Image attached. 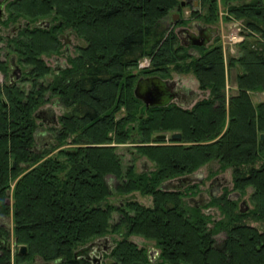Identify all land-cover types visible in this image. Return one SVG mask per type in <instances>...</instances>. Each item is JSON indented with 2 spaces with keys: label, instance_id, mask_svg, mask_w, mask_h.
<instances>
[{
  "label": "trees",
  "instance_id": "16d2710c",
  "mask_svg": "<svg viewBox=\"0 0 264 264\" xmlns=\"http://www.w3.org/2000/svg\"><path fill=\"white\" fill-rule=\"evenodd\" d=\"M185 1L197 8L189 20L180 17L167 28L162 21L174 11L180 16L183 0H10L5 5L0 25L28 26L10 38L0 35V58L7 53L6 61L14 57L26 69L13 84H0V217L12 220L11 231L0 226V264L36 259L88 264L74 260V251L115 235L120 239L110 237L109 264H264V231L245 224L264 223V100L251 99V93L264 94V0L229 6L235 0H223L226 18L241 20L247 31L237 57L228 62L236 70L237 88L228 98L221 47H185L174 32L190 20L215 23L217 0ZM44 21L48 27L37 26ZM65 29L85 45L75 56L65 55L66 66L55 71L43 57L65 53L60 39ZM190 48L198 50L197 58ZM143 58L150 68L134 74ZM6 61L0 60V72L7 78ZM170 71L191 73L208 96L189 109L175 103L145 108L133 95L138 78L166 79ZM51 99L65 112L53 129L55 145L37 151L35 114ZM166 133H180L181 140L154 138ZM129 143L153 164L152 171L124 166L116 149ZM214 162L218 168L209 175L231 170L232 189L203 206L185 202L197 194V185L160 188ZM108 176L116 179L114 188ZM247 189L250 208L240 213L238 198ZM133 193L151 197V206L110 203L112 196ZM209 207L221 219L203 213ZM219 234L225 237L217 245ZM132 236L154 242L158 261L130 241ZM11 237L26 247L25 255L12 258Z\"/></svg>",
  "mask_w": 264,
  "mask_h": 264
},
{
  "label": "rangeland",
  "instance_id": "374dc122",
  "mask_svg": "<svg viewBox=\"0 0 264 264\" xmlns=\"http://www.w3.org/2000/svg\"><path fill=\"white\" fill-rule=\"evenodd\" d=\"M184 2V7L181 9V14L180 17L184 20H189L190 14L197 8L193 6L192 3H188L187 1L183 0ZM249 1V0H247ZM246 2V0H245ZM244 3V1H239L235 0L233 2H230L229 5H238ZM217 7H218V19L215 23L213 24H208L209 26H212L216 28V35L212 39L211 43L206 46V48L211 47L213 45H219L222 50V55L223 59L225 62V75H226V81H225V88L224 92L226 97H230L236 93V82H235V77H236V70L235 69H230L228 67V62L231 58H236L238 53H239V44L242 43L245 38H246V33L247 31L244 30L243 22L241 20H236L234 18H226L227 17V4L224 3L223 0H217ZM5 13V10H4ZM173 15H176V12H172L170 16L167 19H164L162 21L163 27L167 28L170 27L171 24H174L172 17ZM193 23H200L204 25V23L200 20H190L188 23H186L183 26H178L174 29V32L178 31L179 29L182 28H189L190 30L194 31L193 27L191 26ZM14 24H9L7 27H4L0 25V35L3 38H7V35L11 34L10 27L13 26ZM242 33H244L245 37L242 36ZM236 35V37H240L241 39L238 40H233L232 36ZM60 36L63 38L61 39L62 43V51H65L64 54H61L57 57H43V60L51 67L53 70L57 71L58 68H63L66 65V56L69 55L71 57L75 56L76 54V48L78 46H84L85 43L78 39L74 33L70 29H65ZM189 53L194 57H198V50L196 48H190ZM1 61H6L3 59L2 55L0 58ZM8 65V77L6 78L1 72H0V84H7L10 83V75L12 72V67L9 65V59L6 61ZM150 60L148 58H143L142 60L139 61L136 70L134 71V74H138L139 71L148 69L150 68ZM26 69L22 66L21 67V75L23 72H25ZM54 71V72H55ZM149 77V76H148ZM165 79V78H164ZM165 80L169 81H174L178 84V87L182 89L183 93L186 95L187 99L186 101H175L174 103L182 106L183 108L189 109L191 106L196 103L197 101L206 98L208 96V92H203L199 90V85L195 77L189 73V74H180L176 73L173 71H170L168 78ZM188 92H192V95L188 96ZM264 94L262 93H251V99L254 104H258L259 102L264 100ZM40 111H48L46 113L45 119H37L36 123L38 125L37 131L35 132V138H36V145L35 149L37 151H43L45 149L51 148L54 143V128H59V125H53V124H48V120L51 118V115H55L57 117V121L59 116H61L65 110L64 108L61 107L59 102L56 99H51L50 102L44 104L41 106L37 112ZM123 115V113H122ZM120 113L117 115L122 116ZM43 116V115H42ZM171 133H166V136L168 139L170 138ZM169 141V140H167ZM65 148V147H64ZM56 151L53 153H50L49 156L55 155ZM116 153L121 157L122 162L124 166L133 164L135 167V170L137 172L141 171H152L154 169L153 164L147 161L146 158L144 157H139L135 154V149H134V144H124L118 146L116 149ZM259 166V163L256 165V167ZM218 168V164L216 162L210 163L202 167L200 170L204 174V179L202 183L196 182L194 185H197V194L193 196H187L185 202L192 206L193 204L198 205V206H203L209 202V200L212 198L210 194V190H208L209 183L211 182L212 179L214 178H219L222 181H219L222 185V188H211L214 197L217 198L219 197L225 189L230 191L232 189V183H231V170H226L224 173H217V175L210 176V172H215ZM223 178V179H222ZM106 182L110 188H114V186L117 184V181L115 178L108 176L106 177ZM211 191V192H212ZM251 194V189L246 190L245 196H240L238 198V206L242 202H246L248 207L250 208L249 204V195ZM231 198H235V194L231 193L229 194ZM110 203L117 206L121 205L127 200L130 201H136L140 203L143 206H151L152 204V199L149 196H143L140 195L139 193H133L129 196H112L110 199ZM203 213L210 215L213 220H219L221 219V216L219 215L218 210L215 207H209V208H203ZM117 218V215L115 216V219ZM245 224L250 225L259 231H264V223L260 222H253L250 220L245 221ZM0 226L5 227L9 231L12 229V220L11 218H5V217H0ZM112 239L119 240L120 237L118 235L115 236H110ZM109 237V238H110ZM225 235L224 234H219L215 237L217 245H220L224 239ZM130 241L135 243L139 248H144L147 250L148 253H151L152 258H156L158 261V250L155 249L154 247V242L152 241H146L143 238L140 237H135L132 236L129 238ZM20 245H17L14 242V239L11 237L9 241V248L11 251L12 258L14 257L15 254L18 253ZM152 262H155L153 260ZM41 261L39 259H36L33 263L29 264H40ZM51 264H59L57 262H50ZM110 260L108 258H105L102 261V264H109ZM152 264V263H151Z\"/></svg>",
  "mask_w": 264,
  "mask_h": 264
},
{
  "label": "water",
  "instance_id": "95a60500",
  "mask_svg": "<svg viewBox=\"0 0 264 264\" xmlns=\"http://www.w3.org/2000/svg\"><path fill=\"white\" fill-rule=\"evenodd\" d=\"M10 0H0V21L6 19V13H4V8L5 5L9 2ZM194 6H197V3H194ZM181 7H184V3H181ZM179 18V15H173L172 19L173 22L176 23L177 19ZM28 23L27 22H20L17 23L15 26L10 27L11 34L7 35V38H10L11 36H14L17 31H19L22 27H27ZM38 27H48L49 23L47 21L40 22L37 25ZM198 28V29H197ZM197 29V34L193 33L192 31L188 30L187 28H182L176 31V35L180 40V43L183 46H195V47H206L209 45L212 41V39L215 37L217 31L216 28L212 26H204V27H195ZM184 32L187 33V36H190V41L189 43H184L182 40L183 38L181 37L184 35ZM181 37V38H180ZM63 37L60 36V39ZM183 42V43H182ZM7 53H3L2 57L3 59H6ZM9 64L10 67H12V72L10 75V85L13 84L14 82L18 81L21 77V68L16 64L15 58L11 57L9 58ZM178 89V84L174 81H169L162 79L157 76H151V77H140L136 81V84L133 89V95L134 97L139 100L145 108H160V107H166L173 102H175L179 97V89ZM188 95H192V92H188ZM185 100V96L182 97V100ZM195 104V103H194ZM193 104V105H194ZM192 105V106H193ZM191 106V107H192ZM182 107V106H181ZM48 113V111H40L35 114L37 119H44L42 115H45ZM48 124H53L57 125V117L55 115H51V119L48 120ZM156 140H172V141H180L181 140V134L180 133H172L170 135V138L166 136V134H160L156 135L154 137ZM264 139V135H260V140ZM25 168H28V166H25ZM204 178V174L201 170H198L192 174L186 175L184 177L178 178L176 180H171L168 181L160 186V188L164 191H177V190H182L183 188L193 185L196 182L202 183ZM7 195H10V192L7 193ZM214 193H211V197H214ZM235 197H238V194H235ZM249 209L248 205L246 202H242L239 205V210L240 213H245ZM107 244L108 243V250H106V247L104 249H99L97 248L100 246V244ZM114 247V243H112L111 238L109 237H103L99 238L88 245L81 247L74 251L73 253V258L74 260H79L83 259L87 262H91L92 264H101L102 259H103V254H109L111 250ZM27 252V249L25 246H20L18 250V255L23 256ZM99 254L98 256H93V254ZM151 254V253H150ZM152 255H150L151 257ZM152 258V257H151ZM40 264H51V263H40Z\"/></svg>",
  "mask_w": 264,
  "mask_h": 264
},
{
  "label": "flooded vegetation",
  "instance_id": "af4514ba",
  "mask_svg": "<svg viewBox=\"0 0 264 264\" xmlns=\"http://www.w3.org/2000/svg\"><path fill=\"white\" fill-rule=\"evenodd\" d=\"M179 18H180V16H179ZM179 18L177 19V20H179ZM175 24V23H174ZM192 27H193V29H194V31H192V30H190L189 28H187L188 30H190V31H192L193 33H195V34H197V29H195V27H204V26H207V25H202V24H200V23H193L192 25H191ZM185 35H187V33L186 32H184V35H182L181 37L183 38L182 40L184 41V43H189V41H190V36H185ZM180 37V38H181ZM183 43V42H182ZM186 47H195V46H191V45H188V46H186ZM197 48H202V47H197ZM204 48H206V47H204ZM66 66V65H65ZM59 69H61V68H58L57 70H59ZM178 89H179V93H178V99L176 100V101H186V99H187V97H186V95L183 93V91H182V89L181 88H179L178 87ZM177 89V90H178ZM183 96H185V100L183 99L182 100V97ZM188 96H190V95H188ZM174 103V102H173ZM45 116H46V114L45 115H43V118L45 119ZM51 119V118H50ZM58 125V124H57ZM204 179V178H203ZM223 179V178H222ZM219 181H222V180H220L219 178H214V179H212L211 180V182L209 183V186H208V190H210V194L211 193H213V191H212V189L211 188H213V187H215L216 189L217 188H222V185H221V183L219 182ZM212 191V192H211ZM106 247V250H108L109 248H108V243L107 244H105V243H101L100 244V246H98L97 248H99V249H104ZM102 254H103V259H102V261L105 259V256H106V254H104V252H102ZM99 254H97V253H95V254H93V256H98ZM87 262V261H86ZM88 264H92L91 262H87ZM102 264V263H101Z\"/></svg>",
  "mask_w": 264,
  "mask_h": 264
},
{
  "label": "built area",
  "instance_id": "2783aa9c",
  "mask_svg": "<svg viewBox=\"0 0 264 264\" xmlns=\"http://www.w3.org/2000/svg\"><path fill=\"white\" fill-rule=\"evenodd\" d=\"M232 38H233V40H236V39L240 40L241 39L240 37H236V35H233Z\"/></svg>",
  "mask_w": 264,
  "mask_h": 264
},
{
  "label": "bare ground",
  "instance_id": "6f19581e",
  "mask_svg": "<svg viewBox=\"0 0 264 264\" xmlns=\"http://www.w3.org/2000/svg\"><path fill=\"white\" fill-rule=\"evenodd\" d=\"M242 36H243V33H242Z\"/></svg>",
  "mask_w": 264,
  "mask_h": 264
},
{
  "label": "crops",
  "instance_id": "0c3cea01",
  "mask_svg": "<svg viewBox=\"0 0 264 264\" xmlns=\"http://www.w3.org/2000/svg\"><path fill=\"white\" fill-rule=\"evenodd\" d=\"M264 98V97H263Z\"/></svg>",
  "mask_w": 264,
  "mask_h": 264
}]
</instances>
